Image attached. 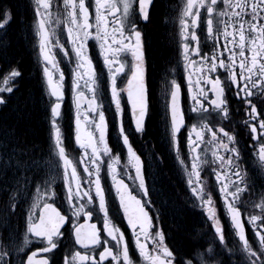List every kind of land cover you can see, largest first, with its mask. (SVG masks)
Returning <instances> with one entry per match:
<instances>
[{
  "label": "snow or ice",
  "instance_id": "obj_1",
  "mask_svg": "<svg viewBox=\"0 0 264 264\" xmlns=\"http://www.w3.org/2000/svg\"><path fill=\"white\" fill-rule=\"evenodd\" d=\"M153 3L154 0H63L62 8L57 5L63 15L61 19L59 15H53V0H35V34L48 89L52 147L63 170V202L67 207L62 212L56 206L57 193L52 187L54 179L37 184L27 213L22 243L27 245L34 239L44 245L38 249L40 253H53L66 229L83 251L66 254L63 264H137V256L140 264H224L218 257L224 255L225 250L229 258L232 255L238 257L232 264H264V193L260 194V202L254 204L261 215L247 218L255 237L250 242L241 219V208L247 211L244 196L251 194L255 185L241 165L236 135L208 120L212 114L221 121L230 120V101L237 100L247 114L248 119L243 123L250 129L253 150L258 153L259 166L264 168V118H261L264 113L259 112L253 102L255 97L264 96V0H186L180 13V54L190 111L200 117L198 124L194 123L187 129L186 146L191 171L180 156L178 134L185 128V113L181 107V85L175 79L171 81L168 102L171 144L185 170L194 202L206 215L218 238L219 249L214 251L210 247L195 256L170 248L165 243L163 230L154 223V219L158 222L160 217L159 214L150 215L153 201L149 198L144 164L130 143L123 119L125 108L121 93L126 91L134 131L138 134L145 131L149 99L144 76V44L137 22L149 20ZM90 8L94 9V18ZM202 10L206 27L203 41L197 34L202 26ZM133 16H137L139 21L132 22ZM11 19L10 10L0 14V30L5 29ZM53 23L64 25L70 52L75 58L71 85L75 108L74 132L75 143L83 151L80 163L84 165V177L78 173L64 147L61 121L65 76L54 48L58 47L66 59L70 58V53L56 37V29L51 27ZM92 41L98 47L108 72L119 139L127 150L128 164L123 175L131 181L132 188L120 178V156L114 155L109 147L108 121L98 96L97 72L89 52ZM209 42H212L210 52L204 51ZM122 54L132 57L131 76L126 89L117 87V77L125 70V63L120 59ZM57 73L58 79L55 78ZM20 76L16 68L4 74L0 80V105L8 103L3 93L11 94L14 91L11 85ZM82 89L90 93V99ZM209 152L211 161L207 158ZM105 158L107 176L111 178V188L107 190L101 176ZM209 165L216 166L212 171L236 237L233 248H227L224 226L217 215L213 195L206 191L201 180V171ZM128 168L134 169V175L128 173ZM15 191L17 196L21 194L18 186ZM106 191H114L119 201L134 242L131 250L125 233L109 216ZM15 208L13 204V213ZM93 213L101 219L102 228L87 223L93 218ZM81 216L85 217V224L78 223ZM3 247L0 246V264H12L11 252L23 251L19 243L9 244L7 250H2ZM186 255L191 258L185 259ZM36 256L37 251H32L26 261L21 260V264H50L48 258L37 261L34 259ZM52 264H55L54 260Z\"/></svg>",
  "mask_w": 264,
  "mask_h": 264
},
{
  "label": "flooded vegetation",
  "instance_id": "obj_2",
  "mask_svg": "<svg viewBox=\"0 0 264 264\" xmlns=\"http://www.w3.org/2000/svg\"><path fill=\"white\" fill-rule=\"evenodd\" d=\"M25 6L27 7V18L23 21H29V27L27 31L28 40L30 43V58H31V68L34 71L36 77L35 81L37 83V89L39 94V101L43 110V125H44V141L42 145L38 147L41 151L37 155H33L34 159L27 164V166H22L19 163V157L21 155L15 156L14 151H7L3 153V149L0 144V246H4L2 250H7L9 244L19 243L23 251L13 250L11 252L12 264H21V260L27 259V255L31 254L32 251H37V256L34 258L39 261L43 258H48L50 264L55 261V264H63L64 256L70 255L72 251L81 250L79 245L75 244L74 237H72L69 232L65 229V235L62 237L58 243L57 249L53 253H40L38 249L44 245L32 239V242L23 245V236L26 232V220L27 213L31 204L33 202L32 196L35 193L36 185L42 183V181L54 179L55 183L52 185L53 190L57 193L56 206L63 212L67 205L64 203L65 191L63 188V170L58 164V159L54 154L51 139V129H50V103L48 96V89L43 76V63L39 55L38 48V38L35 34V0H23ZM186 0H174L171 10H170V20L169 25L173 29L170 33V53L171 56L166 61L163 66L159 69L158 73L153 76L152 74V63L150 62L148 40L146 34V27L149 23L139 21L137 16L131 17L132 22H137L138 29L142 32V40L144 44V76L145 83L148 88V99H149V113L145 122V131L142 134H138L134 131V125L131 123L130 119V105L127 101L126 91L121 93L122 106L125 108L124 123L126 133L129 135L130 143L133 149L141 157L144 164V174L147 182V186L150 192V199L153 201V206L149 208L150 215L159 214V221L154 223L158 224L165 234V243L170 247L175 249L181 254L191 253V256H195L197 252H204L208 248H213L214 251H218L217 239L214 235V230L211 228L210 222L207 220L206 215L202 212L200 207L194 202V198L191 195V191L187 185V177L184 168L179 164L176 158V151L173 149L171 144L170 135V112L168 110V102L170 100L171 92V81L175 79L177 83L181 85V107L185 113V128L182 129L181 133L178 134L180 156L184 160L188 171H191V160L188 154L186 140H187V129L191 127L192 124L199 123L200 117L198 114L192 113L190 111V102L188 99L186 74L184 71L183 61L181 59V49H180V13L183 4ZM59 5L62 8L63 0H53V15H59L63 19L62 12L57 8ZM152 9V6H151ZM150 9V13H151ZM5 10L11 11V17L13 18L12 9L9 6H4L0 10L2 14ZM90 13L92 18H94V9L90 8ZM90 18V22H93ZM12 20V19H11ZM2 22V20H0ZM10 23L6 28L9 29ZM51 27L56 29V37L59 38L60 43L69 50L70 58L66 59L63 53L58 47L54 48V53L56 59L59 62V67L63 71L65 76L64 81V92L65 100L62 107V131L64 133V147L69 158L77 166L78 173L84 177L86 174L83 171L84 165L80 163L83 151L75 143V108L73 104L72 96V71L75 67V58L71 55L70 49L71 45L67 42V33L64 29V25L61 23L57 26L55 23ZM5 29L0 30V38L2 37ZM198 36L201 40L206 38V27L203 25V10H202V26L197 31ZM1 41V39H0ZM55 44V40H53ZM211 43L209 42V47L205 48L204 51L210 52ZM28 51V48H27ZM89 52L93 60L95 70L97 72V85H98V96L103 104L105 110V116L108 121L109 134L108 143L109 147L113 149L114 155L120 156V164L118 165V170L122 173L121 177L125 180V183L129 184L132 188L133 185L131 181L128 180L126 175L123 173L126 170L128 164L127 150L122 145L119 139L118 133V121L115 117L114 105L111 103V92H110V82L108 79V72L104 66L103 58L99 55L98 47L95 42H90ZM247 54V53H246ZM122 62L125 63V70L117 77V87L119 89H126L128 84V79L131 76V63L132 57L130 54L123 55L120 57ZM12 68H17L12 63H6L0 56V80H2L5 73L10 71ZM19 70V69H18ZM21 73V72H20ZM56 79L59 78L57 73ZM23 81V80H22ZM21 84V78L18 77L14 84L11 86L14 91L11 94L3 93L5 98L8 100L6 105H0V127L4 120L5 114L9 111L11 104H13L16 90ZM84 90V89H82ZM85 95L90 99L91 95L86 90ZM256 103L259 112L264 113V96H257L253 99ZM87 108V104L84 105ZM5 109V111H3ZM91 117V113L89 114ZM152 115H154V121L150 124ZM261 118H264L262 115ZM248 119L244 108L240 103L232 99L230 101V120H219L215 114L208 117L210 122H214L216 127H224L226 131L231 134L236 135L238 144L236 145L240 150L241 165L243 169L251 177L252 182L255 185V190L251 194H246L244 200L246 201V208H241L242 216L241 219L244 221L246 235L248 236L250 242L255 240L253 231L250 225L247 223V218L250 215H261L258 208L254 207V204H258L261 199V193H264V168L259 166L258 153L253 150V141L250 137V129L246 126L243 121ZM206 139L208 135L206 134ZM203 147V146H202ZM166 160L168 171L172 172V177L176 179V185L182 193L181 202L183 206L191 213L194 214L196 219V229H197V239L194 240V244L191 248L186 249V251L177 248L174 243L172 232L169 227H165V217L163 214V208L158 201V191L156 190L157 178V160L160 164H163L161 154ZM209 161H211V153L207 155ZM215 165L205 166L204 170L201 171V180L204 182L206 191L211 192L213 195V200L215 201V206L217 210V215L219 216L225 231V243L227 248H233L236 242V237L231 229L230 219L227 216L222 198L219 195V185L216 182L215 173L212 168ZM129 174L134 175V169H127ZM102 184L107 189L111 188V178L107 176V158L104 160V164L101 170ZM10 181L9 184H6ZM19 182V184H17ZM7 185V186H6ZM17 186L21 189V194L16 195ZM134 194H136L134 192ZM179 194V193H178ZM106 199L108 202L109 216L112 218L113 222L120 226L121 231L125 233V239L129 242L130 250L134 248V242L131 238V230L127 227V221L123 218V211L120 208L118 199L115 198L114 191H106ZM15 204V212L11 211V206ZM85 217L81 216L78 223L85 224ZM89 224H96L97 228H102L101 219L96 218V213H93V218L88 220ZM103 237V233H101ZM151 248V244H149ZM102 250V249H100ZM98 256V253H97ZM191 256H185V259L191 258ZM5 259H8L6 257ZM137 264H140L138 256L136 257ZM224 264H232V261L238 259L236 255H232L229 258L226 250L225 254L219 256Z\"/></svg>",
  "mask_w": 264,
  "mask_h": 264
},
{
  "label": "trees",
  "instance_id": "obj_3",
  "mask_svg": "<svg viewBox=\"0 0 264 264\" xmlns=\"http://www.w3.org/2000/svg\"><path fill=\"white\" fill-rule=\"evenodd\" d=\"M173 2L174 0H154L150 20L145 29L153 76L171 56L169 38L173 29L169 25V20ZM4 6L12 9L13 18L9 29L5 28L0 38V56L4 62L17 66L21 72V84L1 124L0 144L4 154L9 150L14 151L15 156L21 155L20 165L27 166L34 159L33 155L41 151L38 147L44 141L43 110L39 101L36 77L31 68L27 31L29 21H23L27 18V7L23 0H0V10ZM153 117L154 115L149 121L150 124L154 121ZM159 154L163 164L157 160L156 190L166 218L165 227L170 228L169 232H172L177 248L186 251L197 239V222L194 214L183 206L182 193L176 185V179L172 177V172L168 171L169 167L161 151ZM9 183L10 181L6 184Z\"/></svg>",
  "mask_w": 264,
  "mask_h": 264
}]
</instances>
